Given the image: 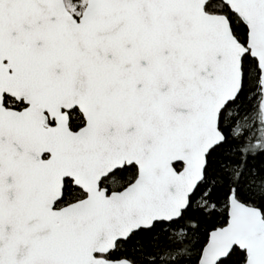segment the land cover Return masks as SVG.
Returning a JSON list of instances; mask_svg holds the SVG:
<instances>
[{
    "label": "snow or ice",
    "instance_id": "obj_1",
    "mask_svg": "<svg viewBox=\"0 0 264 264\" xmlns=\"http://www.w3.org/2000/svg\"><path fill=\"white\" fill-rule=\"evenodd\" d=\"M0 264H264V0H0Z\"/></svg>",
    "mask_w": 264,
    "mask_h": 264
}]
</instances>
